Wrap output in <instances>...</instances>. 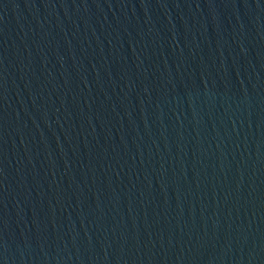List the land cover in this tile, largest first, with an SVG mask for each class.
<instances>
[{"label": "water", "instance_id": "1", "mask_svg": "<svg viewBox=\"0 0 264 264\" xmlns=\"http://www.w3.org/2000/svg\"><path fill=\"white\" fill-rule=\"evenodd\" d=\"M0 264H264V0H0Z\"/></svg>", "mask_w": 264, "mask_h": 264}]
</instances>
